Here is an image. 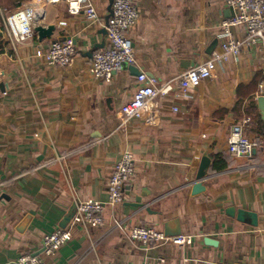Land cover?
Here are the masks:
<instances>
[{"label": "crops", "instance_id": "1", "mask_svg": "<svg viewBox=\"0 0 264 264\" xmlns=\"http://www.w3.org/2000/svg\"><path fill=\"white\" fill-rule=\"evenodd\" d=\"M33 1L0 0V7L14 11ZM109 1L90 0L98 21L69 14L64 3L46 6L40 24L55 26L51 37L39 43L35 35L15 50L0 21V264L41 255V240L63 229L75 201L105 202L111 170L126 151L135 176L123 202L105 207L100 227L75 226L45 264H264V227L226 214L235 207L264 216V118L257 106L264 48L242 50L186 95L175 90L143 118L122 124L136 71L160 85L207 60L221 51V23L232 12L222 0H134L139 19L128 36L135 63L104 82L88 68L95 47L106 45ZM64 37L76 46L69 66L50 67L36 55ZM244 119L246 137L258 142L250 160L227 151L231 127ZM203 157L210 164L195 191ZM114 221L163 232L166 226L193 241L145 247Z\"/></svg>", "mask_w": 264, "mask_h": 264}, {"label": "built area", "instance_id": "2", "mask_svg": "<svg viewBox=\"0 0 264 264\" xmlns=\"http://www.w3.org/2000/svg\"><path fill=\"white\" fill-rule=\"evenodd\" d=\"M232 15L221 23L220 37L221 51L200 64L182 72L176 78L163 84H156L146 74L136 78L137 87L133 98L122 105L120 109L121 123L138 120L152 112L157 100L175 90L186 95L201 82L210 78L218 63L229 57H236L244 49L264 48V0H222ZM64 3L71 15L83 14L92 21H98L99 15L90 0H34L29 5L14 11L0 7V21L6 39L15 50L17 44L31 41L35 36L34 27L40 24L45 7ZM139 12L134 0H112L111 14L104 23L106 31V45L92 55L89 64L90 74L97 80L109 82L114 74L125 66L134 65V50L128 36L130 29L138 22ZM242 30L241 38H234L232 30ZM76 54V46L69 37L57 38L50 42L45 51H37L50 67L65 68L70 65ZM249 120L244 119L234 124L227 139V151L230 156L238 160H250L258 147V142L249 140L245 135V128ZM135 176V162L130 152H123L113 166L108 178L107 198L105 202L88 200L75 201V211L68 225L46 235L41 240V255H23L14 264H45V257L52 255L66 245L72 237V231L79 225L83 229L97 228L103 224L105 207H115L123 202L126 185ZM114 226L130 241L149 246H159L170 243L177 247L192 244L190 235H166L163 231L152 226L128 227L119 221ZM159 263H163L159 259ZM148 264V263H145ZM150 264V263H149Z\"/></svg>", "mask_w": 264, "mask_h": 264}, {"label": "water", "instance_id": "3", "mask_svg": "<svg viewBox=\"0 0 264 264\" xmlns=\"http://www.w3.org/2000/svg\"><path fill=\"white\" fill-rule=\"evenodd\" d=\"M110 5L108 7V16L106 17V20L108 19L109 15L111 14V4H112V0L109 1ZM55 29L54 25H42V24H38L34 27V32L35 35L37 36L38 42L41 43L43 40L50 38L53 31ZM104 34L106 35V31L104 30ZM105 43L96 46V48H100L102 49L104 47ZM126 67V66H125ZM132 69V67H130ZM140 75V73L138 71H136V76L138 77ZM257 106L259 108V110L261 111V115L264 118V96H259L257 98ZM255 152V151H254ZM209 164H210V158L209 157H203L200 163V166L198 168V172L196 174V183L194 184V190L196 191L201 183L204 181V178L206 177L207 174V170L209 168ZM139 206V205H138ZM74 211H75V205L72 206V208L70 209V211L67 213V215L64 217V219L62 220L60 227L61 228H65L66 225L68 224V222L72 219L73 215H74ZM226 214L231 217L234 218L237 222H240L242 224H245L247 226L256 228L259 226V224H261L264 227V216L262 219L259 218V216L252 212V211H248V210H244V209H236L235 207H228L226 209ZM164 233L166 235L169 236H174V235H179L180 231L177 230L175 232H170L167 227L165 226L164 228ZM206 241L210 244H214L212 243V240L210 238L206 239Z\"/></svg>", "mask_w": 264, "mask_h": 264}, {"label": "rangeland", "instance_id": "4", "mask_svg": "<svg viewBox=\"0 0 264 264\" xmlns=\"http://www.w3.org/2000/svg\"><path fill=\"white\" fill-rule=\"evenodd\" d=\"M1 8H2V7H1ZM4 8L8 9V7H5V6H4Z\"/></svg>", "mask_w": 264, "mask_h": 264}]
</instances>
